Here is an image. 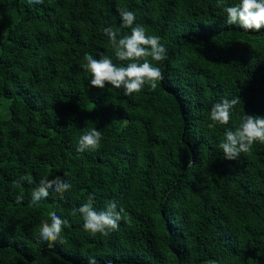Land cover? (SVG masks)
<instances>
[{
  "label": "trees",
  "instance_id": "1",
  "mask_svg": "<svg viewBox=\"0 0 264 264\" xmlns=\"http://www.w3.org/2000/svg\"><path fill=\"white\" fill-rule=\"evenodd\" d=\"M217 3L0 0V264H264V143L233 161L218 148L244 114L264 116V29L229 25L223 8L239 0ZM118 6L167 49L151 61L163 72L154 90L94 88L81 67L85 54L132 62L103 33L131 34ZM235 97L229 123L209 129L212 106ZM92 128L100 148L77 151ZM57 176L71 189L33 204ZM89 194L97 211L123 208L118 229L83 230L72 212ZM53 212L68 224L49 247L35 233Z\"/></svg>",
  "mask_w": 264,
  "mask_h": 264
},
{
  "label": "clouds",
  "instance_id": "2",
  "mask_svg": "<svg viewBox=\"0 0 264 264\" xmlns=\"http://www.w3.org/2000/svg\"><path fill=\"white\" fill-rule=\"evenodd\" d=\"M29 4H42L44 0H28ZM217 6H220L218 0ZM117 11L121 20L122 28H130L131 34L117 39L118 32L113 27H106L103 33L108 36L109 44L114 49L115 57L121 61H132L127 66H117L104 54L95 58L91 54H85L82 69L91 74L90 85L94 88L103 89L106 84L115 89H124V95L131 96L141 92L145 85L151 89L157 87V82L163 80V72L160 67L153 66L151 61L161 62L167 58V49L161 44L158 35H148L142 25L132 27L135 14L126 7L118 6ZM229 25H239L245 32H259L264 29V0H239V3L224 7ZM241 103L240 97L232 99L224 98L215 103L210 111L211 123L208 128L212 129L217 124L227 125L231 119V110ZM102 134L96 128L86 130L78 140L77 151H96L101 146ZM264 143V116L244 114L241 123L235 130H227L225 139L218 144L226 160H236L241 153H250L253 145L257 142ZM20 181L31 183V177L24 175ZM19 183V181H17ZM72 185L57 176L53 179L44 177L39 186L31 193L33 204L49 196V189L57 193H64L71 189ZM23 200V194L16 197V202ZM94 194H89L87 201L79 209H73L72 214L78 211L82 215L83 230L95 237L97 234L108 235L109 230H116L119 221L123 218V208L117 211L114 201L109 202L104 210L97 211L94 208ZM51 223L43 222L35 233L39 240L47 242L49 247L57 242L64 243L61 239L63 225L67 220L61 219L56 213H50ZM88 264H98L94 257H89ZM107 264H112L108 261ZM208 264H215L209 261Z\"/></svg>",
  "mask_w": 264,
  "mask_h": 264
},
{
  "label": "rangeland",
  "instance_id": "3",
  "mask_svg": "<svg viewBox=\"0 0 264 264\" xmlns=\"http://www.w3.org/2000/svg\"><path fill=\"white\" fill-rule=\"evenodd\" d=\"M3 111H6V112H8V111L6 110V108H5V107L3 108Z\"/></svg>",
  "mask_w": 264,
  "mask_h": 264
}]
</instances>
